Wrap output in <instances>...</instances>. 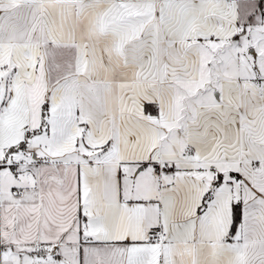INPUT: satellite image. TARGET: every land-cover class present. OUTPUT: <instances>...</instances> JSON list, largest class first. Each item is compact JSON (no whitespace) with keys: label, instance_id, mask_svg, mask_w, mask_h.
<instances>
[{"label":"snow or ice","instance_id":"snow-or-ice-1","mask_svg":"<svg viewBox=\"0 0 264 264\" xmlns=\"http://www.w3.org/2000/svg\"><path fill=\"white\" fill-rule=\"evenodd\" d=\"M0 264H264V0H0Z\"/></svg>","mask_w":264,"mask_h":264}]
</instances>
